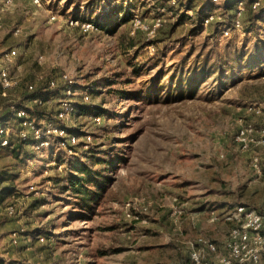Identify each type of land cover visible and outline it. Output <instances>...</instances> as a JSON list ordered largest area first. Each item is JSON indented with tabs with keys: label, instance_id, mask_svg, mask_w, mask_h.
Wrapping results in <instances>:
<instances>
[{
	"label": "rangeland",
	"instance_id": "obj_1",
	"mask_svg": "<svg viewBox=\"0 0 264 264\" xmlns=\"http://www.w3.org/2000/svg\"><path fill=\"white\" fill-rule=\"evenodd\" d=\"M67 1L41 0L39 7L33 0H0V64L16 49L13 75L20 81L6 96L0 91V113L17 105L38 75L65 73L77 82L72 123L96 132L92 146L73 159L56 145L40 155L29 145L16 157L1 153L0 190L9 195L0 191V205L13 203L18 214L0 217V258L6 264H190L191 243L207 237L222 245L232 227L212 222V211L222 218L235 206L264 202V134H255L247 150L236 142L244 127L264 129V77L242 69L223 88L214 77L192 87L180 78L206 59L232 63L239 49L264 51V11L255 22L246 13L243 30L226 39L217 32L232 14L224 2L126 0L125 6L136 2L130 15L143 25L135 28L131 20L111 34L70 22L123 15L111 6L91 10L90 0H78V7ZM197 12L201 19L215 15L205 27ZM61 90L37 110L39 119L54 115ZM85 93L89 102L83 103ZM95 114L103 121L97 127ZM91 156L112 162L94 215L56 182L70 162L88 164ZM38 235L51 240L41 243Z\"/></svg>",
	"mask_w": 264,
	"mask_h": 264
},
{
	"label": "built area",
	"instance_id": "obj_2",
	"mask_svg": "<svg viewBox=\"0 0 264 264\" xmlns=\"http://www.w3.org/2000/svg\"><path fill=\"white\" fill-rule=\"evenodd\" d=\"M16 1L19 0H7L6 3L12 5ZM211 1L213 4L220 5L225 0ZM33 2L39 7L42 3L41 0H33ZM262 7H264V0H235L233 16L228 22H223L218 26V34L221 38L228 39L234 33L241 32L244 28L243 19L247 11L250 9L256 12ZM214 15L211 13L209 16L208 14L205 16L203 20L205 27L210 24ZM52 19L55 18L52 17ZM132 21L135 28L143 25L138 16H134ZM74 23L75 26L79 25L77 20L70 22L73 26ZM156 23V27L160 26L161 20H157ZM82 27L87 30L95 28L90 23H83ZM16 60L17 51L13 48L2 56L0 91L3 96L20 86V81L13 75ZM38 60L39 63H43L44 57L39 56ZM38 86L43 88L44 93L55 91L61 87V96L54 115L47 119H39L37 116V110L49 103L51 95L29 100L19 98L18 104L15 103L17 105L11 106L10 118L0 124V152L11 149L18 143H26L35 155H40L51 146L56 145L57 149L73 159L79 155L80 151L88 150L93 144L96 132L94 129L83 130L72 123L79 111L75 100L77 82L65 73L61 74L59 79L40 74L36 77L35 84L27 85L26 92L32 94ZM85 102H89V95L86 93L83 97V103ZM91 119L92 125L95 127L103 122L102 116L96 114ZM259 132L264 134V129L258 131L252 125L244 127L239 131L236 142L243 150H247L255 142L253 136ZM30 189L34 191V187H30ZM17 214V208L13 203L0 205V217H14ZM210 216L212 222L222 219L232 227L222 245H218L207 237H199L191 243L190 264H264V202L259 208L252 209L245 205L235 206L222 218L216 211H212ZM16 236L15 233L14 244L18 243ZM37 240L44 243L50 241L51 237L38 235Z\"/></svg>",
	"mask_w": 264,
	"mask_h": 264
},
{
	"label": "trees",
	"instance_id": "obj_3",
	"mask_svg": "<svg viewBox=\"0 0 264 264\" xmlns=\"http://www.w3.org/2000/svg\"><path fill=\"white\" fill-rule=\"evenodd\" d=\"M78 0H68L67 3L69 5H76L78 7L81 5L77 2ZM126 0H90L89 3H87L86 7L91 10L96 9H103L104 6H111L113 8V12H116L118 15H123L121 19H117V21H109L104 23L99 22H91L89 20H86L83 17H76V20L82 23H90L92 24L97 30H101L107 33H114L119 26L122 25V23H128L132 22V15H130V12L134 10L136 6V2L133 1L129 6H125L124 3ZM234 4L235 0H225L223 8L231 12L234 10ZM264 7L259 9V11H253L248 10L250 14L253 15L252 22L258 20L261 15H263ZM94 14V13H90ZM233 15L231 14L229 18H231ZM181 19L185 18V15L180 16ZM188 18V17H186ZM205 18V16H204ZM201 19L200 13H196V20L198 19L201 25H203V20ZM189 19V18H188ZM217 32H219V28L217 26ZM232 63H223L220 60H217L213 63H209L206 60L202 62V65L198 67V69H194L190 73L189 76L185 77L184 75L181 76V84L184 85L186 82L189 86H195L196 81L201 80L202 78H211L214 77V81L217 82L219 87L225 86L228 82H233L234 77H236V73L241 71L242 69H257L258 70V77H264V51L257 52V51H245L242 49L237 50L232 55ZM99 84V83H98ZM108 84V83H107ZM114 84H108L107 86H112ZM104 83H100L98 87H103ZM42 87L38 86L37 90L32 93L28 94L26 91L24 93H21V98L23 99H35L38 97H44L46 95H53L55 91H51L48 93H44L42 91ZM123 93V92H121ZM192 96V94H191ZM7 107L6 110L3 113H0V124L6 122L10 116H11V106ZM78 106V105H77ZM82 111L86 114H90L92 112V109L88 106H80ZM95 112V109H94ZM28 144H22L18 143L13 148L7 149L5 151H10L13 153V155L19 156L21 155V151L23 150L24 146H27ZM2 152H0L1 155ZM60 158V157H59ZM94 160H97V162ZM90 163H79V164H71V162L68 164L70 169L68 173H65V176L61 179H57V184H63L62 189L65 190V192H70L74 198L77 199L75 201V204H77V207L80 208L83 212L85 211L88 215H94L96 206L99 204L101 198L104 197V194L106 193L109 180H108V173L109 169L107 166L111 165V161H103L101 159H96V156L90 157ZM101 167L99 170H94L93 167ZM3 179V178H2ZM1 177H0V184H1ZM9 189L8 188H2L0 191L2 194L9 195ZM0 264H6V261L0 258Z\"/></svg>",
	"mask_w": 264,
	"mask_h": 264
}]
</instances>
